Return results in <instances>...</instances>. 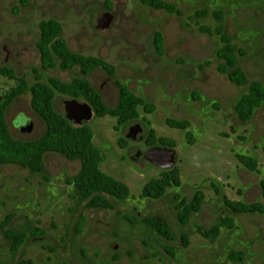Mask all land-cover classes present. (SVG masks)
<instances>
[{
    "label": "rangeland",
    "instance_id": "374dc122",
    "mask_svg": "<svg viewBox=\"0 0 264 264\" xmlns=\"http://www.w3.org/2000/svg\"><path fill=\"white\" fill-rule=\"evenodd\" d=\"M109 1L113 18L107 28L99 29L95 17L107 10L104 0H0V64L12 68L28 84L35 80L34 69L43 81L50 75L69 80L75 69H42L35 46L38 22L58 19L61 36L73 51L102 57L115 67L114 76L101 69L89 75L107 104L117 100L116 78L154 105L151 113L138 108L137 121L143 130L137 136L145 137L146 118L156 135L176 142L175 165L181 184L157 200L141 197L143 183L157 177L161 168L143 157L133 159L137 150L143 152L147 146L143 139L126 137L128 125L115 128L114 117L93 112L84 122L105 154L99 167L127 184L129 196L117 201L113 209L85 208L71 196L73 188L66 181L78 170L79 160L56 152L44 155L48 179L16 164L0 165V221L9 216L8 226L27 233L39 219L37 225L45 230L43 237L30 238L12 254L0 227V259H31L33 264H264V213L234 214L233 227H222L214 241L195 230L197 225L211 226L222 215L220 196L210 186L214 179L229 199L264 202L259 185L264 178V102L248 120L237 118L234 103L247 86L235 85L217 71L215 51L220 39L198 29V25L211 29L220 25L243 50L237 59L245 75L264 85V0H167L182 10L180 15L138 0ZM203 8L220 10L221 19L194 15L195 9ZM156 30L162 34L160 55L153 45ZM14 82L0 76V93ZM65 98L55 94L57 110L63 111ZM29 99L26 90L6 110L14 138L32 139L43 131ZM166 117L187 119L194 141L187 142L185 130L168 126ZM27 119L31 128L22 132L19 126ZM120 138L125 145L119 144ZM235 153L255 157L258 170L246 169ZM196 189L204 193L201 207L186 224H180L175 204L180 198H190ZM150 213L168 218L174 240L144 226L140 218ZM79 215L84 221L76 232ZM183 233L189 237L187 246L181 245ZM168 247H173L174 257L169 256ZM232 252H239L241 259L228 258Z\"/></svg>",
    "mask_w": 264,
    "mask_h": 264
},
{
    "label": "trees",
    "instance_id": "16d2710c",
    "mask_svg": "<svg viewBox=\"0 0 264 264\" xmlns=\"http://www.w3.org/2000/svg\"><path fill=\"white\" fill-rule=\"evenodd\" d=\"M138 1L153 9H162L177 15L182 14L180 8L167 0ZM104 7L111 9V2L104 0ZM208 14L217 19H221L222 16L220 10L207 8L194 10V15L197 17ZM37 27L38 36L35 46L39 54L40 67L44 70L75 69V74L69 80H62L59 76L50 75L47 76L46 81H43L41 74L34 69L35 80L28 84L25 78L17 75L12 68L0 64V76L15 81L11 87L0 93V165L16 164L33 172L42 173L43 178L48 179L44 173V155L47 152H56L68 159H77L80 163L78 170L66 179L73 188L74 193L71 196L76 197L85 208L113 209L117 201L124 200L129 196V187L123 181L100 169L99 163L102 162L105 154L95 144L92 128L84 121L74 123L65 116L64 111L57 110L53 102L54 96L61 94L68 98L85 99L92 106L96 116L107 114L114 117L115 128L118 125L126 126L132 119H138L139 107L144 112L151 113L154 110V105L145 98L136 95L125 83L116 78L114 83L117 88V100L113 105L107 104L99 90L89 80V75L93 70L101 69L108 75L114 76L115 67L102 57L85 55L70 49L61 36L62 24L58 19L53 17L41 19ZM198 29L209 34L215 33L220 39L221 45L215 51V56L219 59L216 65L217 71L224 74L235 85L247 86V91L236 99L234 112L238 119L248 120L254 109L264 102L263 83L258 79L249 80L245 75L237 59V54H242L243 50L232 41L220 25L213 29L205 25H198ZM153 45L156 53L160 55L162 52V34L159 30L154 31ZM26 90L30 93V107L34 114L41 119L44 128L35 138L18 139L9 132L6 110L12 101ZM143 119L146 128L144 142L148 147L154 145L175 147L176 142L173 139L156 135L154 129L150 127V122L146 118ZM164 122L168 126L185 130L184 136L188 143L194 141L191 131L187 130L189 127L187 119L166 117ZM118 142L122 146L126 143L123 138H120ZM235 156L249 171L258 170L255 157L243 153H235ZM180 184L178 167L173 165L170 168L161 169L157 177H151L144 182L139 194L143 198L157 200L169 188L178 187ZM259 185L261 195L264 197V178L259 180ZM210 186L214 193L220 196L223 212L211 226H196V232L204 238L214 241L222 227H233L234 214L264 213V202L229 199L222 192L216 179L210 181ZM203 199V191L196 189L190 198H180L177 201L175 208L180 224H186L190 215L200 209ZM9 218L6 216L2 219L0 227L3 228L4 237L7 239L8 248L12 254H16L30 238L38 240L45 235V230L37 225L39 219H36L37 224L33 225L26 233L24 230L8 226ZM140 219L144 226L154 230L164 239L169 241L175 239L176 235L172 225L163 214H144ZM83 221L84 216L79 215L75 223L76 232L80 231ZM179 237L182 240L181 245L187 246L188 235L183 233ZM166 251L170 257H174L173 247L166 248ZM228 258L240 260L241 254L232 252ZM0 264H33V261L31 259H13L11 262L0 259Z\"/></svg>",
    "mask_w": 264,
    "mask_h": 264
},
{
    "label": "water",
    "instance_id": "95a60500",
    "mask_svg": "<svg viewBox=\"0 0 264 264\" xmlns=\"http://www.w3.org/2000/svg\"><path fill=\"white\" fill-rule=\"evenodd\" d=\"M113 15L108 10L99 12L95 17L96 26L99 29L108 27ZM63 110L65 116L74 121V123H81L88 120L93 113L91 105L87 101H79L76 98H66L63 100ZM31 121L27 119L19 126L22 132H28L31 128ZM142 131L140 123L131 125L126 133V137L136 138V135ZM175 148L167 146L154 145L150 146L142 152V157L152 165L167 169L175 165L176 156ZM139 153H136L137 156Z\"/></svg>",
    "mask_w": 264,
    "mask_h": 264
},
{
    "label": "flooded vegetation",
    "instance_id": "af4514ba",
    "mask_svg": "<svg viewBox=\"0 0 264 264\" xmlns=\"http://www.w3.org/2000/svg\"><path fill=\"white\" fill-rule=\"evenodd\" d=\"M112 8V7H111ZM106 9V8H105ZM110 13H111V9H107ZM68 45V44H67ZM71 49V48H70ZM66 99V98H65ZM77 99V98H76ZM92 107V106H91ZM93 109V108H92ZM64 111V110H63ZM94 112V111H93ZM138 119H132V120H130L129 121V123L127 124L128 125V129H129V127L131 126V125H133V124H135V123H137L138 121H137ZM138 123H140V125H141V127H142V130H143V126H142V123L141 122H138ZM128 131V130H127ZM127 133V132H126ZM126 135V134H125ZM128 139H132V138H129V137H127ZM136 138L137 139H139V140H141V139H143V143L145 144V142H144V138L145 137H143L141 134L139 135V136H137L136 135ZM136 138H134V139H132V140H135ZM146 145V144H145ZM147 146V145H146ZM150 147V146H149ZM148 148V146L147 147H145V149H147ZM136 153H139L137 156H134V160L135 161H138V160H140V159H142V155L140 156V154L142 153L140 150H137L136 152H135V154ZM130 190V189H129ZM130 194V193H129Z\"/></svg>",
    "mask_w": 264,
    "mask_h": 264
}]
</instances>
